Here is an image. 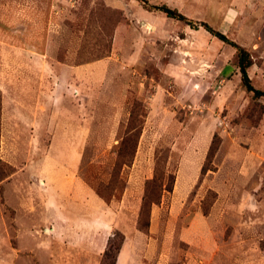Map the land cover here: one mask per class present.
<instances>
[{"label":"rangeland","instance_id":"rangeland-1","mask_svg":"<svg viewBox=\"0 0 264 264\" xmlns=\"http://www.w3.org/2000/svg\"><path fill=\"white\" fill-rule=\"evenodd\" d=\"M215 32L249 52L264 90V0H0V264H101L115 231L116 264H264V97ZM133 114L141 135L122 166ZM52 158L77 160L93 189L115 172L125 186L109 202L94 189L95 217L67 200L54 229Z\"/></svg>","mask_w":264,"mask_h":264},{"label":"trees","instance_id":"trees-1","mask_svg":"<svg viewBox=\"0 0 264 264\" xmlns=\"http://www.w3.org/2000/svg\"><path fill=\"white\" fill-rule=\"evenodd\" d=\"M152 8H156L160 11H163L166 13L169 17L176 18L178 20L184 21L188 24L191 23V21L181 12H179L175 8H171L168 5H153ZM215 35L233 45L237 48L239 53V65H240V71L242 75V81L243 85L246 88L248 92H251L255 98L264 97V90L256 88L248 73V68L252 65L251 57L249 52L242 46L238 45L234 41L230 40L226 35H224L221 32H215ZM138 117L134 116V114L131 116L130 119V126L129 130L126 133V136L122 139L118 149H117V155H118V164L128 165L131 166L133 163V159L137 150V144L141 135V127L133 131V127L135 122H138ZM215 150V148L210 150V155H212V152ZM207 170L206 167H203V172ZM2 178H0V181ZM121 184V187L125 186V180L123 177L120 176V173H114L112 174V177L107 183H104L103 181H100L98 183L88 181L96 190L97 194L102 197L105 201L109 202L114 197H117L113 188V183ZM160 188V184L158 183V178L154 177L151 181H149L146 185V191L143 199V205L141 213L144 214L145 217H147V220L145 221L144 225L141 226H148V216H149V210L153 203L158 202L160 200V196H158L157 190ZM124 234L120 231H115L114 235L110 237L107 243V247L103 253V257L101 260V264H116L117 262V256L121 249V246L124 242Z\"/></svg>","mask_w":264,"mask_h":264},{"label":"crops","instance_id":"crops-1","mask_svg":"<svg viewBox=\"0 0 264 264\" xmlns=\"http://www.w3.org/2000/svg\"><path fill=\"white\" fill-rule=\"evenodd\" d=\"M74 163H70L69 166L64 167V164L62 163V159L52 158L47 159V166L45 165V169L43 170V177L47 182L49 183V202L48 204L53 207V213L54 217L56 218V223L54 224V229L59 228L62 226V223L64 220H68L70 222V219L65 215L64 210L61 208V206L65 207L66 201L71 200L74 202H82L84 204L86 202V206L91 207L92 217H95L93 205L96 204V200L98 204L101 207V211H103V200L100 198L94 191V189L85 182L80 175H78V162L77 160L73 161ZM67 208V207H66ZM56 209V210H55ZM62 209V210H61ZM88 219V218H87ZM90 220V219H89ZM107 219H103L100 222V226L96 227L97 229H101L103 231L104 228L107 226ZM91 222L87 223H80L78 226L84 227L89 226V224H94ZM60 225V226H59ZM78 228V227H76ZM79 240V239H78ZM102 240V239H101ZM80 245L82 247L87 246L85 243V240L80 239L79 240ZM93 244V243H92ZM102 241H99L97 243V246L101 247ZM104 245L100 249L101 251L104 250ZM94 248V245L93 247ZM84 250V249H83ZM94 249H92L93 251ZM119 264V263H117Z\"/></svg>","mask_w":264,"mask_h":264}]
</instances>
